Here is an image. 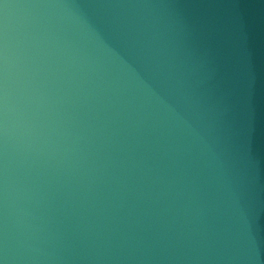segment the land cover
Masks as SVG:
<instances>
[{
  "label": "water",
  "instance_id": "obj_1",
  "mask_svg": "<svg viewBox=\"0 0 264 264\" xmlns=\"http://www.w3.org/2000/svg\"><path fill=\"white\" fill-rule=\"evenodd\" d=\"M0 264H264V0H0Z\"/></svg>",
  "mask_w": 264,
  "mask_h": 264
}]
</instances>
